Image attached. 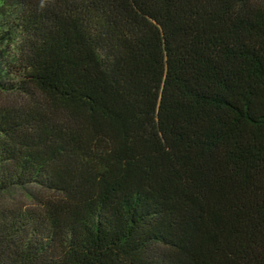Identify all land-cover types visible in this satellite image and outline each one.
Wrapping results in <instances>:
<instances>
[{
    "label": "trees",
    "instance_id": "trees-1",
    "mask_svg": "<svg viewBox=\"0 0 264 264\" xmlns=\"http://www.w3.org/2000/svg\"><path fill=\"white\" fill-rule=\"evenodd\" d=\"M0 264H264V0H0Z\"/></svg>",
    "mask_w": 264,
    "mask_h": 264
}]
</instances>
